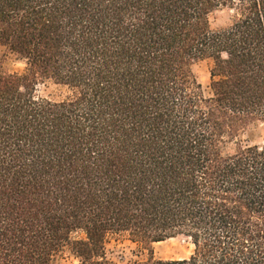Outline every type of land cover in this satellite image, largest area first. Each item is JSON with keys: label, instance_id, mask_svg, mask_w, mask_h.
Segmentation results:
<instances>
[{"label": "trees", "instance_id": "trees-1", "mask_svg": "<svg viewBox=\"0 0 264 264\" xmlns=\"http://www.w3.org/2000/svg\"><path fill=\"white\" fill-rule=\"evenodd\" d=\"M0 45L26 63L0 70V264L180 235L131 264H264V0H0Z\"/></svg>", "mask_w": 264, "mask_h": 264}, {"label": "rangeland", "instance_id": "rangeland-1", "mask_svg": "<svg viewBox=\"0 0 264 264\" xmlns=\"http://www.w3.org/2000/svg\"><path fill=\"white\" fill-rule=\"evenodd\" d=\"M233 10L227 7H220L210 15V22L213 29L228 27L233 19ZM212 60H204L194 66V72L199 83L206 93L209 92L211 82ZM0 70L10 73L23 74L26 70V63L10 54L5 47L0 45ZM39 96L61 100L69 95L67 87L56 84L52 80H41L37 86ZM262 131V130H261ZM263 137L258 136L256 141L261 142ZM81 237L83 234H75ZM160 242V241H159ZM149 249L159 259H179L188 257L193 251V245L189 238L177 236L168 238L160 243L154 242L146 246L140 242L131 240L128 236H113L106 242V257L115 264H131L135 261L145 260L149 256ZM76 261L69 252L64 253L63 263Z\"/></svg>", "mask_w": 264, "mask_h": 264}, {"label": "bare ground", "instance_id": "bare-ground-1", "mask_svg": "<svg viewBox=\"0 0 264 264\" xmlns=\"http://www.w3.org/2000/svg\"><path fill=\"white\" fill-rule=\"evenodd\" d=\"M163 242V241H162ZM158 243H160V242H158Z\"/></svg>", "mask_w": 264, "mask_h": 264}]
</instances>
